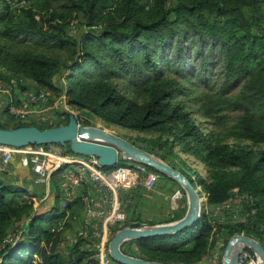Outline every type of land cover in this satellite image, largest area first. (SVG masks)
Wrapping results in <instances>:
<instances>
[{
    "label": "trees",
    "instance_id": "16d2710c",
    "mask_svg": "<svg viewBox=\"0 0 264 264\" xmlns=\"http://www.w3.org/2000/svg\"><path fill=\"white\" fill-rule=\"evenodd\" d=\"M15 1L28 5L17 7L22 18L12 23L6 16L12 13L9 5L0 11V66L46 87L63 65L69 70L70 104L105 122L169 135L182 151L202 146L211 167L204 186L209 205L227 201L234 188L264 195V149L253 160L248 147L224 143L264 145L262 0H173L169 6L167 0ZM76 15L86 30L73 40L64 30ZM14 40L63 51L66 59L4 47ZM192 114L203 119L207 132L198 129ZM67 117L64 113V122ZM62 149L72 153L67 145ZM25 194L27 202L13 197ZM31 194L27 186L0 178V264H80L88 258L79 239L68 253L58 250L69 225L66 220L52 227L64 213L56 202L32 211L16 230L18 238L3 243L11 220L32 210ZM221 228L225 236L243 231L242 225ZM211 233L202 218L171 235L130 242L144 259L186 264L210 248Z\"/></svg>",
    "mask_w": 264,
    "mask_h": 264
},
{
    "label": "rangeland",
    "instance_id": "374dc122",
    "mask_svg": "<svg viewBox=\"0 0 264 264\" xmlns=\"http://www.w3.org/2000/svg\"><path fill=\"white\" fill-rule=\"evenodd\" d=\"M148 0H140L141 3H146ZM173 0H167L166 5H171ZM4 5H9L8 7L11 8L12 13H7V17L10 19V22H16L17 20L21 19V11H17V7H25L28 5L27 3H16L15 0H0V11L4 13ZM261 7L264 8V0L261 2ZM5 20V19H4ZM7 21V20H6ZM1 21H0V28H1ZM86 30V27L83 25V18L80 15H76L73 19H71L70 24L65 28L66 35L73 39L77 40L80 35ZM4 47H7L11 51L20 50V49H27L31 52H39L45 55H52L56 54L55 56L60 59L65 58L63 51H56L46 49L44 47H40L34 45L30 42H25L19 44V41L14 40L12 42H6ZM66 59V58H65ZM69 70L63 69V65L60 69L55 70L50 78H49V85L46 87L38 86L32 80L23 77L17 73H12L7 71L4 67L0 66V86H3L9 89L13 94L25 93V92H33V91H41L45 92V100L49 103H54L56 107L53 109L54 113L56 114L53 116L52 121L50 122H42L37 123L35 121H20L17 119L11 118L7 115L4 111V114L0 112V125L7 128L15 127L16 125H35L38 127H52L55 124H64V115L61 111L65 113L71 114L75 117L77 123L80 126L87 127L90 131H98L102 133H107L109 136L113 137L117 141H122L123 143L129 145L130 147L139 150L146 155L157 159H150L152 163H157L161 167L167 166L176 174H178L181 179H185L189 181L193 187L196 189V194L198 195V211H197V222L202 218L209 223L210 227L212 228V233L209 238L210 240V248L202 253L193 263H186V264H224V257L228 250L229 244L231 241H235L234 239L237 237H249L254 239L257 243H259L264 249V214L262 208L264 206V195L253 193L251 191H241L237 188H234L230 198L225 201L224 203L218 205H209L207 202V192L206 186L210 181V165L206 160V151L201 149L202 146L192 144L189 151H182L181 146L176 142H171V137L164 133H158L156 131H139L133 130L130 128L122 127L116 125L114 123H109L103 121L100 117L91 113L87 109L77 108L75 105H72L68 102V96L66 95L67 89V81L65 76L68 75ZM201 89V88H200ZM21 91V92H20ZM64 95V103L67 106L68 112L63 109V104L61 103V96ZM2 102V100L0 99ZM0 106V110H1ZM61 114L63 117L61 119H56L60 117ZM192 120L195 124L199 127L203 132H207L206 125L203 124V119L198 117L197 115H191ZM208 129V127H207ZM224 143L233 146L235 148L240 147H248L254 154L253 160L257 158L259 152L264 149V145L254 146L251 145L249 142L246 141H234L232 139H227ZM63 147L59 146L58 144H50L46 145L45 150H55V151H62ZM14 162H18V157H13ZM12 160V161H13ZM142 159L138 158H122L118 157L116 164L111 167L114 168L116 166H128L132 167L134 165H141L144 171H136V175L133 179L128 177V175H121V179L123 182L127 183V187L120 188L118 191V202L121 207V210L124 214V222L123 226H127L128 222L131 218V194L135 193V195H140L143 193V190H149L153 187H147L144 184L145 180V173L151 172L155 175H162L165 179H168L170 187L167 191V203L169 205V219L162 223H150L149 221H141L138 222L141 225L145 226H153L157 224L163 223H171L184 215L187 206V195L183 189L184 183H179L178 180L174 176H168L167 174L152 168L147 163L140 161ZM149 161V160H148ZM160 161V162H159ZM72 167V165L65 166V169ZM226 169H233L231 167ZM3 181L9 182L14 184V180H17L16 176L13 178L9 175L2 176ZM261 177L264 179V169L261 171ZM154 181V183H155ZM49 183H53V180L50 179ZM153 183V184H154ZM181 184V185H180ZM30 190L34 193L30 196L33 206L32 210L26 211L20 219H12L10 222V226L7 228V236L13 235L16 230H19V226L22 225V222H26L28 220L29 215L32 211H43L47 209L48 206L53 203L52 198L49 196L47 198L40 197L41 193L43 192V183L42 182H29ZM121 187V186H120ZM31 193V192H30ZM149 196V195H148ZM10 196L7 195V198ZM12 197V196H11ZM17 198V201L25 200L26 202L30 199H27L26 194L24 196H13ZM58 206V203H54ZM79 205H74L72 203L69 207L68 213L71 214L70 219H68V225L72 226L70 229H67L68 237L61 239V244L58 245V250L61 253L65 254L62 249L66 247L65 239H72L70 242L73 245V240L79 239V244H83L82 247L88 249L90 252L89 258H84L81 260L80 264H99L98 260L94 257H91V254L96 252L100 247V239L94 235L85 234L84 236L77 237L76 231L80 226V221L78 224V219L81 220L79 214ZM127 213V214H126ZM130 213V215H129ZM137 219V217H136ZM24 222V223H25ZM42 225L43 222H41ZM225 225H242L243 231L240 233H233L230 236H225L226 230L222 229L221 227ZM68 226V227H69ZM122 227L117 228L114 225H106L107 235L104 237L102 241V246L104 249H108V243L116 230H121ZM17 232V231H16ZM15 232V233H16ZM101 232V231H100ZM99 232V233H100ZM232 242V243H233ZM233 245V244H232ZM239 245L238 243L236 244ZM244 245V244H241ZM81 246V245H80ZM120 253L128 257L139 258L144 261H151L157 262L153 260H148L142 258L136 246L130 242V240H123L117 246ZM237 253L236 256V264H256L257 261L261 260L258 256L256 250L251 246L244 245L242 246ZM260 255V254H259ZM163 264H172L169 262H161Z\"/></svg>",
    "mask_w": 264,
    "mask_h": 264
},
{
    "label": "built area",
    "instance_id": "2783aa9c",
    "mask_svg": "<svg viewBox=\"0 0 264 264\" xmlns=\"http://www.w3.org/2000/svg\"><path fill=\"white\" fill-rule=\"evenodd\" d=\"M21 92V91H20ZM4 95L5 113L13 119L20 121H35L37 123L50 122L53 119V109L56 107L54 103L45 100V92L33 91L13 94L9 89L0 86V96ZM63 109L68 112L64 103V95L61 96ZM1 106V102H0ZM64 115V111H61ZM56 119H61L63 115ZM95 141L100 142V139ZM46 145H29L21 148L6 146L0 144V178L9 175L11 172V161L13 157H18L19 165L29 170L34 176V182H46L48 179L58 173L65 166L72 165L73 172L65 175V179H60L58 188L60 197L58 207L60 212H64L58 217L52 227L58 229L68 220L69 213L66 210L67 204L72 199V192L77 187L86 184L92 191L101 195L102 202L105 204L103 208L93 206V199L88 195L82 197V218L80 226L76 231V236L81 237L85 234L94 235L100 239V247L96 252L91 254L98 260L99 264H118L114 262L108 253V249H104L97 220L103 218L104 225H114L117 228L123 226L124 214L118 202V191L120 188L127 187V183L123 182L121 175H128L133 179L136 171H144L141 165L116 166L110 169H101L91 156H80L74 153H65L63 151L45 150ZM155 181V175L151 172L145 173L144 184L151 187ZM121 186V187H120ZM264 214V206L261 207ZM130 224L122 228L129 227ZM139 227H147L139 224ZM117 231V230H116ZM100 232V233H99ZM19 236V231L13 235H8L3 243H11ZM102 237V239H101ZM75 239L73 243H75ZM90 256V255H89ZM89 258V257H88Z\"/></svg>",
    "mask_w": 264,
    "mask_h": 264
},
{
    "label": "water",
    "instance_id": "95a60500",
    "mask_svg": "<svg viewBox=\"0 0 264 264\" xmlns=\"http://www.w3.org/2000/svg\"><path fill=\"white\" fill-rule=\"evenodd\" d=\"M86 129L87 127L80 126L77 123L73 115L68 114L67 121L64 124L52 127L41 128L35 125H23L12 128L0 127V144L15 148L29 145L58 144L61 147H66L67 145L68 149L74 154L94 157L96 164L100 168L115 165L118 157L127 159L132 157L129 156L126 151L122 150L121 143L114 144L108 141V139H100V142L95 141L97 139H88L84 136ZM130 148L136 152H140L137 149ZM140 161L147 163L152 168H155L168 176L176 174V172L167 166L160 167L144 159ZM182 180L184 182L183 189L188 196L184 215L171 223L140 228L138 222H133L130 223L129 227L117 230L108 243V253L114 262L118 264H163L161 262L144 261L139 258L125 256L119 252L117 246L123 240L171 235L179 232L187 226H192L197 222V211L199 206L195 203V196L197 195L196 189L189 181L183 178ZM244 239H246L249 245L260 254L264 261L263 247L252 238L245 236Z\"/></svg>",
    "mask_w": 264,
    "mask_h": 264
},
{
    "label": "crops",
    "instance_id": "0c3cea01",
    "mask_svg": "<svg viewBox=\"0 0 264 264\" xmlns=\"http://www.w3.org/2000/svg\"><path fill=\"white\" fill-rule=\"evenodd\" d=\"M149 1V0H148ZM1 102V110L0 112L4 114V95L0 96ZM11 163V172L9 173L10 176L13 178V176L17 177V180H14V184L17 185H25L30 190L29 182H34V176L29 170L21 167L17 164V162L14 160L10 162ZM73 167H69L68 169L60 170L58 173H55L52 175L48 181L43 183V192L41 193L40 197L47 198L51 197L54 202H59L60 197V191L58 188L59 180L65 179V175L72 173ZM156 181L153 184V187L149 190H143V193L140 195L135 193L131 194V220L127 221L128 224L133 222H143V221H149L150 223H162L169 219V205L167 203V191L169 189H172V186L170 187L168 179H165L162 175H156ZM3 178V177H1ZM52 179L53 183H49V180ZM40 182V181H39ZM38 182V183H39ZM35 183V182H34ZM72 199L70 200V204L74 203V205H79V211L81 210V213L79 214V217L82 218V197L84 195H88L92 197L93 199V206L97 208H103L105 207V204L102 202L101 195L99 193H96L92 191L86 184L81 185L80 187H77L72 192ZM149 195V196H148ZM52 204V203H51ZM127 214V213H126ZM130 215V213H129ZM137 217V219H136ZM78 219V224H79ZM98 225V229L101 231L102 237H106L107 230H106V224L104 225L103 218L96 221ZM72 226L70 225L68 228L70 229ZM67 228V229H68ZM67 229L63 232L62 238L68 237L67 235ZM101 237V239H102ZM61 242V241H60ZM59 242V243H60ZM72 242V239H65L66 247L62 249L65 254L71 251L72 245L70 244ZM61 244V243H60ZM59 245V244H58ZM60 251V250H59Z\"/></svg>",
    "mask_w": 264,
    "mask_h": 264
},
{
    "label": "bare ground",
    "instance_id": "6f19581e",
    "mask_svg": "<svg viewBox=\"0 0 264 264\" xmlns=\"http://www.w3.org/2000/svg\"><path fill=\"white\" fill-rule=\"evenodd\" d=\"M84 136L87 137L88 139H108V141H110L114 144L115 143H121L122 150L126 151V153L129 156H132V157L138 158V159H144V160L151 161L150 159L152 157L146 155L145 153L134 151L129 146H127L126 144H124L120 140L119 141L115 140L113 137L109 136L107 133H102V132H98V131H90L89 129H86ZM144 155H146L150 159ZM152 159H154V158H152ZM154 160H157V159H154ZM153 164L159 166V164H157V163H153ZM173 176L178 180L179 183L183 182V180L180 178L179 175L174 174ZM197 197H198V195L195 196V203L198 205V200H197L198 198ZM234 240H235L234 242L231 241V243L229 244L228 250H227L225 257H224V264H236L235 260H236L237 253L239 252L238 250L244 245L250 246L249 243L246 241V239H244L243 237H237ZM237 243L239 244L238 246L236 245ZM241 244H244V245H241ZM257 254L261 260L260 261L258 260L256 264H264V261L262 260V258L258 252H257Z\"/></svg>",
    "mask_w": 264,
    "mask_h": 264
}]
</instances>
